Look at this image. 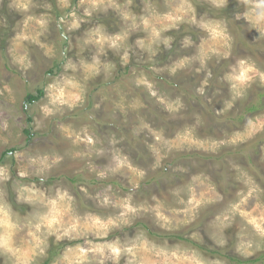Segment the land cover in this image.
Returning a JSON list of instances; mask_svg holds the SVG:
<instances>
[{
	"label": "rangeland",
	"instance_id": "obj_1",
	"mask_svg": "<svg viewBox=\"0 0 264 264\" xmlns=\"http://www.w3.org/2000/svg\"><path fill=\"white\" fill-rule=\"evenodd\" d=\"M263 252L264 0H0V264Z\"/></svg>",
	"mask_w": 264,
	"mask_h": 264
},
{
	"label": "trees",
	"instance_id": "obj_2",
	"mask_svg": "<svg viewBox=\"0 0 264 264\" xmlns=\"http://www.w3.org/2000/svg\"><path fill=\"white\" fill-rule=\"evenodd\" d=\"M44 95V89H38V94H28L27 96V103H32L38 99H40L42 96ZM257 105L255 103H251L249 104L247 107H246V111H249L250 113L251 112H254L256 109H257ZM30 132V131H29ZM14 149H11L10 151L12 152ZM8 153L7 152H4V155ZM227 258H229L231 261H236L237 263H242V264H246V263H256V262H259V261H263L264 260V252L261 253L258 257H255L253 259H240L239 257H236V256H226ZM51 261V258L47 259L44 264H49Z\"/></svg>",
	"mask_w": 264,
	"mask_h": 264
}]
</instances>
